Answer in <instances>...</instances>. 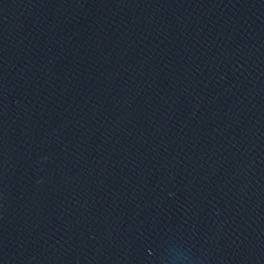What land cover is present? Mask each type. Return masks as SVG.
I'll use <instances>...</instances> for the list:
<instances>
[{
  "label": "water",
  "instance_id": "water-1",
  "mask_svg": "<svg viewBox=\"0 0 264 264\" xmlns=\"http://www.w3.org/2000/svg\"><path fill=\"white\" fill-rule=\"evenodd\" d=\"M0 264H264V0H0Z\"/></svg>",
  "mask_w": 264,
  "mask_h": 264
}]
</instances>
